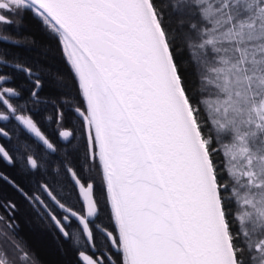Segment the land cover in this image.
Masks as SVG:
<instances>
[{
  "label": "snow or ice",
  "instance_id": "snow-or-ice-1",
  "mask_svg": "<svg viewBox=\"0 0 264 264\" xmlns=\"http://www.w3.org/2000/svg\"><path fill=\"white\" fill-rule=\"evenodd\" d=\"M28 15L62 45L76 91L57 71L59 103L41 96V69L0 50V160L44 177L28 191L0 181L79 264H264V0H0V29ZM9 41L23 43L0 31ZM13 73L31 87L10 86ZM49 103L68 144L74 114L83 151L42 130ZM105 207L113 230L98 222ZM0 208V264H36L17 239V204Z\"/></svg>",
  "mask_w": 264,
  "mask_h": 264
},
{
  "label": "trees",
  "instance_id": "trees-1",
  "mask_svg": "<svg viewBox=\"0 0 264 264\" xmlns=\"http://www.w3.org/2000/svg\"><path fill=\"white\" fill-rule=\"evenodd\" d=\"M176 19L175 16L172 17L173 26L176 24ZM28 21L26 27L22 29V48L20 51H15L13 57L16 56L15 58L19 59V62L31 65L34 69H41L43 88L40 95L55 99L59 103L61 91L56 87L54 79V74L57 71L63 73L67 82L72 85L73 94H75L76 91L75 81L72 79V73L69 70L65 55L62 52V45L49 34L40 22ZM185 58L187 59V53H185ZM49 116L52 117V120L46 119V117ZM36 119L41 122L42 130L57 144L58 148H67L72 155H75V153H73V145L78 146L79 149L83 151L84 139L78 122L75 124L73 123L76 120L73 113L65 109L64 127L72 129L77 136V139L72 140L71 144L60 141L57 136L58 129L55 122L56 108L51 103L41 106L40 114ZM34 147L37 152H43V149L39 145H34ZM48 160L49 171L47 179L52 180L54 176L53 170L59 165L60 157L57 154H53L48 157ZM40 175L43 177L42 173H40ZM60 180L65 185L70 184L66 175H61ZM73 198L75 197L73 196ZM28 213L25 214V222L18 225L17 239L22 240L27 245V248L31 250L36 264H74V251L70 250L64 241H57L54 243L51 239L52 235L48 231L49 226L44 225L32 214ZM100 219H102L106 227L111 230L114 229V224L109 218L107 207H105ZM60 242L62 244H60Z\"/></svg>",
  "mask_w": 264,
  "mask_h": 264
},
{
  "label": "flooded vegetation",
  "instance_id": "flooded-vegetation-1",
  "mask_svg": "<svg viewBox=\"0 0 264 264\" xmlns=\"http://www.w3.org/2000/svg\"><path fill=\"white\" fill-rule=\"evenodd\" d=\"M28 20L36 21L37 23H39V21L37 19H34L32 16L28 15L24 18L21 26L17 27L15 25H13L10 27L0 29V31H2L4 34L12 36L14 39L21 40V36L23 34L22 29H24L26 27V25L29 22ZM22 45H23V43L17 45V44L11 43L10 41L9 42H0V50H7L8 58L12 59L15 51H20L22 48ZM17 60L19 61V59H17ZM3 70L4 71H11L10 68H5ZM13 75L15 78V83L13 85H10V86H23L24 88H30L31 87L27 78L22 73H13ZM24 94L27 95V92L25 91ZM57 136H58V132H57ZM58 138H59V136H58ZM59 140L62 142H66V141L61 140L60 138H59ZM14 142L15 141L13 140V143ZM0 143L7 144L8 142L6 140L0 139ZM0 172H4L6 175H9L13 179H15L17 183H19L22 187H24L25 191H28L29 188H31L33 186V184L35 183V181L37 179L43 178L40 175V173L33 175V174H30L27 172H23V171H21L19 165H17L16 167H13L11 165L6 164L2 160H0ZM69 182H70V180H69ZM69 186H70V184H69ZM67 190H68V188H65V191H67ZM8 200H11L17 204V211L15 213V217H16L15 223L16 224L18 223L17 225L23 224L25 222L24 221L25 214L29 212L37 220L41 221V223L49 226L48 231H49V233H51V235H52L51 239L54 243H56L57 241H64L66 243V245H68L67 247L70 250L74 251V256H73V258L75 259L74 264H79L78 257H77V251L73 247L72 242L70 240L66 239L58 231V229L51 222V220H48L46 217H42L41 215H39L36 212V210L28 203V201L24 199L23 196H21L18 192H16L10 185L4 183L3 181H0V202H7ZM72 202L76 203L75 198H73ZM77 210H80L79 205H77ZM54 211L59 216L61 210L54 209ZM0 214L7 215V213L4 212L3 208H0ZM98 222H101L104 225V223L102 222V219H100V217L98 219ZM76 227H79V225L76 223V221H73V228H76ZM109 230H111V229H109ZM60 244H62V243L60 242ZM62 249H64V248H62Z\"/></svg>",
  "mask_w": 264,
  "mask_h": 264
}]
</instances>
